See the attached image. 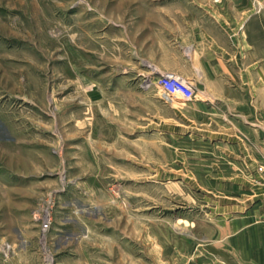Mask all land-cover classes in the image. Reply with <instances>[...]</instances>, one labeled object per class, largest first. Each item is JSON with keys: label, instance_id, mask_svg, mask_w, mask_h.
I'll return each instance as SVG.
<instances>
[{"label": "rangeland", "instance_id": "374dc122", "mask_svg": "<svg viewBox=\"0 0 264 264\" xmlns=\"http://www.w3.org/2000/svg\"><path fill=\"white\" fill-rule=\"evenodd\" d=\"M192 29L194 66L170 45ZM259 167L264 0H0L2 264H260Z\"/></svg>", "mask_w": 264, "mask_h": 264}, {"label": "crops", "instance_id": "0c3cea01", "mask_svg": "<svg viewBox=\"0 0 264 264\" xmlns=\"http://www.w3.org/2000/svg\"><path fill=\"white\" fill-rule=\"evenodd\" d=\"M196 30L192 29V35L188 34V35H183V34H173L170 37V45H171V49L174 50V53H176V55H178L180 57V59H182L183 61H185L186 63H192L193 66L196 63H203L204 62V58L206 57V55L208 54V51L205 49V37H209L207 34L205 33H198V36H196L195 32ZM195 38H198L200 40H202V42L195 41ZM215 43V42H214ZM214 45V44H213ZM212 43L208 42V50H211ZM216 48H220V46L218 45V43H215L214 45ZM225 51V50H224ZM163 72H173L176 73L178 75H180L181 77L185 78V79H190L187 76H184L182 74L179 73V71L176 70H171L168 71L165 68L159 67V66H154L152 65L149 69H148V74H155L157 75V77H159V73H163ZM23 251H24V247ZM27 254L25 252H18L15 253V256L11 257L9 262H6V264H32L31 262L28 261V256L24 255ZM260 264H264V246L261 247L260 249ZM0 264H2L0 262Z\"/></svg>", "mask_w": 264, "mask_h": 264}, {"label": "built area", "instance_id": "2783aa9c", "mask_svg": "<svg viewBox=\"0 0 264 264\" xmlns=\"http://www.w3.org/2000/svg\"><path fill=\"white\" fill-rule=\"evenodd\" d=\"M158 86L163 92L165 99L171 103H173V100L189 102L195 97L196 88L194 85L173 72L160 73L158 77ZM258 171L264 176V168L259 167ZM52 206V200L50 196H48L40 208L33 213V220L37 222L39 226V232L43 242L52 225ZM46 258H48V256H46Z\"/></svg>", "mask_w": 264, "mask_h": 264}]
</instances>
